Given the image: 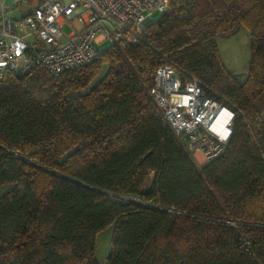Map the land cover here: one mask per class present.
Returning <instances> with one entry per match:
<instances>
[{
  "label": "trees",
  "instance_id": "obj_1",
  "mask_svg": "<svg viewBox=\"0 0 264 264\" xmlns=\"http://www.w3.org/2000/svg\"><path fill=\"white\" fill-rule=\"evenodd\" d=\"M171 2L125 49L98 48L58 76L0 78V185H11L0 264H100L96 235L109 225L102 264H264V0ZM241 26L244 79L217 47ZM166 59L234 112L222 152L203 165L148 95Z\"/></svg>",
  "mask_w": 264,
  "mask_h": 264
},
{
  "label": "built area",
  "instance_id": "obj_2",
  "mask_svg": "<svg viewBox=\"0 0 264 264\" xmlns=\"http://www.w3.org/2000/svg\"><path fill=\"white\" fill-rule=\"evenodd\" d=\"M171 7V0H37L24 17H0V78L36 67L58 76L91 62L104 42L125 49L149 35L153 12ZM66 23L68 33L62 29ZM148 95L192 155L199 152L207 162L222 152L234 112L208 96L196 77L166 59Z\"/></svg>",
  "mask_w": 264,
  "mask_h": 264
},
{
  "label": "rangeland",
  "instance_id": "obj_3",
  "mask_svg": "<svg viewBox=\"0 0 264 264\" xmlns=\"http://www.w3.org/2000/svg\"><path fill=\"white\" fill-rule=\"evenodd\" d=\"M37 0H30L26 3H21L15 10H13L9 15L11 17L20 16L22 11L36 4ZM160 15V12H153L152 19L156 20ZM64 32H70L71 28L68 23L62 26ZM108 45L107 42L102 43L98 48L101 49ZM217 47L219 56L224 66L235 73L240 79H244L247 74L248 61H249V32L245 26L239 27V29L227 36L217 38ZM106 71L105 65H103L100 73L91 81L89 86H92L98 81L100 77L104 75ZM11 185L2 184L0 185V194H2ZM114 234L113 226L109 225L105 229L101 230L96 235L95 244V257L100 264L105 260V257L111 249V238Z\"/></svg>",
  "mask_w": 264,
  "mask_h": 264
},
{
  "label": "crops",
  "instance_id": "obj_4",
  "mask_svg": "<svg viewBox=\"0 0 264 264\" xmlns=\"http://www.w3.org/2000/svg\"><path fill=\"white\" fill-rule=\"evenodd\" d=\"M18 6L16 5V0H0V17L3 16L7 19H16L18 17H11L9 14L15 10ZM262 119H264V113L261 114ZM193 157L198 165L205 164V160L199 152H195Z\"/></svg>",
  "mask_w": 264,
  "mask_h": 264
},
{
  "label": "water",
  "instance_id": "obj_5",
  "mask_svg": "<svg viewBox=\"0 0 264 264\" xmlns=\"http://www.w3.org/2000/svg\"><path fill=\"white\" fill-rule=\"evenodd\" d=\"M151 179H152V175L150 176V178L147 180L146 182V187L149 186L150 182H151Z\"/></svg>",
  "mask_w": 264,
  "mask_h": 264
},
{
  "label": "bare ground",
  "instance_id": "obj_6",
  "mask_svg": "<svg viewBox=\"0 0 264 264\" xmlns=\"http://www.w3.org/2000/svg\"><path fill=\"white\" fill-rule=\"evenodd\" d=\"M223 113H224V111H222ZM222 117V115L220 116V118ZM216 123H218V122H216Z\"/></svg>",
  "mask_w": 264,
  "mask_h": 264
}]
</instances>
